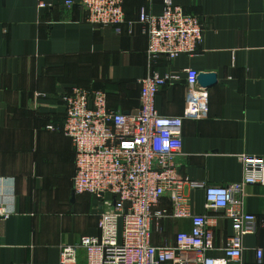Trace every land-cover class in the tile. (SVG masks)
Here are the masks:
<instances>
[{"label":"crops","instance_id":"1","mask_svg":"<svg viewBox=\"0 0 264 264\" xmlns=\"http://www.w3.org/2000/svg\"><path fill=\"white\" fill-rule=\"evenodd\" d=\"M170 1L200 18L203 38L193 55L158 60L159 75L177 78L159 90L155 106L163 115L182 114L184 68L216 78L207 87L199 84L208 90L209 114L183 121L175 163L192 214L213 219L209 255L222 259L230 220L206 209L204 189L188 181L226 186L242 179L238 156L264 158V0ZM45 2L40 8L38 0H0V206L12 211L0 217V264H88L82 247L73 262L62 263V247L98 235L99 216L113 198L74 192V147L62 131L60 97L73 87L102 90L109 110L136 111L139 80L147 73V37L138 15L142 7L151 13L163 8V0H124L133 32L123 24L117 33L88 23L79 0ZM243 206L264 218V183L245 188ZM157 207L171 208L168 193ZM161 227L152 225L151 243L172 245L191 221L165 218ZM241 245V260L229 264H264L255 257V248L264 246L263 226L243 235Z\"/></svg>","mask_w":264,"mask_h":264},{"label":"built area","instance_id":"2","mask_svg":"<svg viewBox=\"0 0 264 264\" xmlns=\"http://www.w3.org/2000/svg\"><path fill=\"white\" fill-rule=\"evenodd\" d=\"M152 1V0H148ZM72 2H67L71 4ZM124 0H79L86 21L94 26H112L117 33L126 24L133 32L134 22L126 19ZM45 0L38 7L45 8ZM137 23L147 37V73L139 80V107L122 113L109 110L102 90L73 87L61 95L64 107L62 131L72 141L75 193L101 198L111 195L98 220V235L83 236L78 245L63 246L61 262H73L82 247L88 264H229L240 261L241 237L255 233L258 220L243 206L245 188L264 183V158L242 154V179L226 186L189 182L205 191V208L221 210L230 220L232 235L224 243V258L209 255L214 247L213 219L191 212L190 199L183 192L184 180L178 177L175 160L181 152L185 119H203L209 114L208 90L197 82L198 72L184 68L186 96L182 114L163 115L155 106L159 90L172 83L174 74L159 75L158 60L193 55L203 38L197 15L186 13L170 0H163L159 13L140 9ZM37 96H45L36 93ZM47 128L52 129V125ZM168 193L171 208L157 207ZM12 211L0 206V217ZM165 218H189L191 228L175 235L172 245L151 243L152 225L162 231ZM255 257L264 261V246L255 248Z\"/></svg>","mask_w":264,"mask_h":264},{"label":"water","instance_id":"3","mask_svg":"<svg viewBox=\"0 0 264 264\" xmlns=\"http://www.w3.org/2000/svg\"><path fill=\"white\" fill-rule=\"evenodd\" d=\"M198 84L207 87L208 85L214 84L216 82V78L212 74H200L197 77Z\"/></svg>","mask_w":264,"mask_h":264}]
</instances>
